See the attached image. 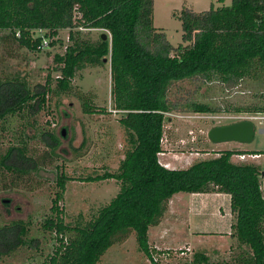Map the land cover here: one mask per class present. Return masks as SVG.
Returning <instances> with one entry per match:
<instances>
[{
  "label": "trees",
  "instance_id": "16d2710c",
  "mask_svg": "<svg viewBox=\"0 0 264 264\" xmlns=\"http://www.w3.org/2000/svg\"><path fill=\"white\" fill-rule=\"evenodd\" d=\"M178 19L187 44L173 47L165 33L153 26V0H0V46L11 41L18 50L39 52L43 41L56 38L61 30L68 31L70 42L62 56L54 57L60 75L53 90L48 85L35 95L20 82L0 83V121L14 117L31 100L41 108L49 92L70 90L77 71L106 60L113 111L121 113L118 123L132 146L117 174L93 179H114L119 192L82 226L64 225L59 218L57 204L66 178L57 179L61 190L51 206L56 220L48 219L43 225L53 231L56 247L45 264H97L112 245L124 242L132 233L138 250L158 264L152 258L148 230L160 224L169 200L178 193L229 195L234 218L231 236L237 248H243L234 264H264L261 173L254 165L230 162L232 156L245 152L221 151L187 169H167L158 161L165 115L177 108L167 99L173 84L202 77L220 81L224 91L239 92L243 82L264 79V0H231L230 6L211 5L202 13L184 8ZM85 30H103L109 36L105 41L101 36L93 41L82 34ZM82 106L84 114L93 113L88 101ZM185 106L195 113L221 112L209 104ZM225 107L222 112L228 114L264 115V96H254L253 107ZM48 137L50 142L44 143L54 153L58 138ZM43 160L39 164L24 148L11 146L0 155V168L21 177L38 171ZM27 233L22 221L0 227V254L9 255L27 245L23 239ZM202 260L207 261L195 255L181 264Z\"/></svg>",
  "mask_w": 264,
  "mask_h": 264
},
{
  "label": "rangeland",
  "instance_id": "374dc122",
  "mask_svg": "<svg viewBox=\"0 0 264 264\" xmlns=\"http://www.w3.org/2000/svg\"><path fill=\"white\" fill-rule=\"evenodd\" d=\"M230 4L231 0H224L222 4L217 0H153V26L165 33L173 47L186 45L178 19L182 9L202 13L211 5L219 8ZM82 34L93 41L102 34L109 36L103 30H85ZM45 40L47 46L39 52L18 50L11 41L1 45L0 83L8 80L20 82L35 95L42 94L48 85L53 90L60 75L55 71L54 57L62 56L70 44L68 31L61 30L56 38ZM263 85L264 79H249L238 88L239 92L224 91L220 81H207L202 77L173 84L167 99L177 108L164 118L160 160L175 161L173 169H187L198 161L217 157L218 152L231 150L258 154L257 159L247 161H239L232 156L230 162L251 164L260 173L264 172V125L257 121L262 115L222 112L227 104L253 107L254 96H264ZM70 87L62 94L49 92L46 103L39 109L35 100H31L14 117L0 121V155L11 146H19L39 164L45 158L38 171L21 177L0 168V227L18 221L28 227L23 238L27 245L9 255L0 254V264H45L52 254L56 247L54 234L43 229V225L48 219L56 220L51 206L56 193L61 190L57 184L61 176L66 178L65 190L57 205L64 225H84L119 192V183L114 179L93 180L106 173L117 174L126 151L132 147L130 138L118 123L121 113L113 111L109 61L100 66H84L75 73ZM84 101H88L93 113L84 114ZM189 103L213 105L221 112H191L185 106ZM241 121L252 122L255 128L252 142L213 143L208 139V133L214 127ZM62 130L64 136H61ZM50 135L58 138L54 153H49L52 149L44 143L45 140L50 142ZM259 180L264 196V177L260 176ZM176 197L183 204L191 199L184 193L175 195L173 199ZM230 215L227 214V224L234 221L231 211ZM203 221V218H195L193 222L197 227H212L213 223ZM237 246L230 229V234L205 236L184 248L163 245L157 249L151 241L150 250L158 264L188 263L195 255L207 260L199 264H234L243 250ZM97 264L153 263L138 250L132 233L124 242L112 245Z\"/></svg>",
  "mask_w": 264,
  "mask_h": 264
},
{
  "label": "crops",
  "instance_id": "0c3cea01",
  "mask_svg": "<svg viewBox=\"0 0 264 264\" xmlns=\"http://www.w3.org/2000/svg\"><path fill=\"white\" fill-rule=\"evenodd\" d=\"M161 155L162 153L158 155L160 165L167 169H173L175 161H161ZM189 195L191 199L185 204L178 197L175 199H173L174 196L171 197L169 200V208L160 224L155 227H150L148 230L149 244H151V241H154L156 248L163 245L167 246V248L171 246L184 248V246L195 242L199 238H205V236L213 237L215 234H230L231 224L230 221L227 224L226 218L227 214L230 215L229 195L220 193ZM222 212L225 214L223 215ZM195 218H203V222H207V224L211 222L213 225L212 227L209 225L197 227L193 222ZM223 227L226 229H223ZM152 237L154 239H151Z\"/></svg>",
  "mask_w": 264,
  "mask_h": 264
},
{
  "label": "water",
  "instance_id": "95a60500",
  "mask_svg": "<svg viewBox=\"0 0 264 264\" xmlns=\"http://www.w3.org/2000/svg\"><path fill=\"white\" fill-rule=\"evenodd\" d=\"M103 41L107 39V35L102 34ZM106 62V60H104ZM255 128L250 121H241L225 126H218L211 129L208 133V139L213 143L223 142H237V143H250L254 139ZM64 136V130L61 131ZM264 177V172L261 173Z\"/></svg>",
  "mask_w": 264,
  "mask_h": 264
},
{
  "label": "built area",
  "instance_id": "2783aa9c",
  "mask_svg": "<svg viewBox=\"0 0 264 264\" xmlns=\"http://www.w3.org/2000/svg\"><path fill=\"white\" fill-rule=\"evenodd\" d=\"M47 46V42L43 41L42 43V47H46ZM254 120H256V118H253ZM258 119V118H257ZM259 121L261 124L264 125V115L260 116L259 119L257 120ZM239 161H247V160H254L257 159L259 157L258 154L256 153H241V154H237L234 155ZM158 249V248H157ZM154 262H157V259L153 258Z\"/></svg>",
  "mask_w": 264,
  "mask_h": 264
}]
</instances>
